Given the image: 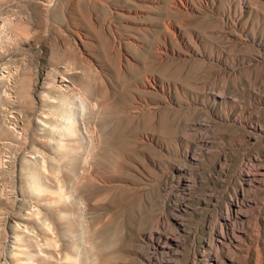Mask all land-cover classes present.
<instances>
[{"label": "rangeland", "instance_id": "obj_1", "mask_svg": "<svg viewBox=\"0 0 264 264\" xmlns=\"http://www.w3.org/2000/svg\"><path fill=\"white\" fill-rule=\"evenodd\" d=\"M0 264H264V0H0Z\"/></svg>", "mask_w": 264, "mask_h": 264}, {"label": "bare ground", "instance_id": "obj_2", "mask_svg": "<svg viewBox=\"0 0 264 264\" xmlns=\"http://www.w3.org/2000/svg\"><path fill=\"white\" fill-rule=\"evenodd\" d=\"M74 51V50H73ZM71 49H63L61 52L62 57H65L66 59H68L71 64L73 63L75 65V63L79 60V57L77 58L75 51L73 52ZM60 52V51H58ZM79 56V55H78ZM82 59V58H81ZM65 60V59H64ZM83 60V59H82ZM80 61V60H79ZM78 61V63H79ZM77 64V63H76ZM78 65V64H77ZM87 71V70H86ZM87 73V72H86ZM68 79L62 75L60 73V71H54V76L52 77L50 82H46L44 84V88L45 91L41 93V99L44 101H48V98H52L48 95L47 90H52L51 88H57V90L61 91V90H65L66 88H69V86L65 83ZM78 87L82 88V81L81 79H79V83L76 84ZM48 90V91H49ZM55 91V90H54ZM79 91V90H78ZM62 92V91H61ZM53 100V99H52Z\"/></svg>", "mask_w": 264, "mask_h": 264}]
</instances>
